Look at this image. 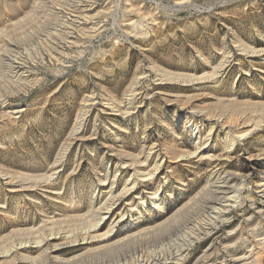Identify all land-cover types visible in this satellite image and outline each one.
Instances as JSON below:
<instances>
[{"label":"rangeland","instance_id":"374dc122","mask_svg":"<svg viewBox=\"0 0 264 264\" xmlns=\"http://www.w3.org/2000/svg\"><path fill=\"white\" fill-rule=\"evenodd\" d=\"M154 1L188 12L154 24ZM0 117V255L80 237L110 206L95 234L113 236L72 264L134 263L171 244H182L175 264H234L240 239L264 233V125L228 152L264 117V0H0ZM212 184L239 199L201 228Z\"/></svg>","mask_w":264,"mask_h":264},{"label":"bare ground","instance_id":"6f19581e","mask_svg":"<svg viewBox=\"0 0 264 264\" xmlns=\"http://www.w3.org/2000/svg\"><path fill=\"white\" fill-rule=\"evenodd\" d=\"M147 25V24H146ZM142 29L146 28V27H141ZM13 51V49H12ZM8 58V57H7ZM19 62V61H18ZM16 64V63H15ZM18 65L20 63H17ZM22 65V64H21ZM15 68V67H13ZM159 68V67H158ZM223 68L222 67H219ZM12 70V69H11ZM10 71V68H9ZM11 72V71H10ZM219 72V71H218ZM221 72V71H220ZM220 74V73H217ZM216 74V75H217ZM163 75V73H162ZM22 76V75H20ZM176 76V75H175ZM174 76V77H175ZM206 76L209 78L211 76V74H206ZM173 77V76H172ZM177 77V76H176ZM175 77V78H176ZM179 77V76H178ZM204 77V76H203ZM197 79H199V77H196ZM136 81L133 83L132 88L136 87ZM131 96V95H130ZM133 96V95H132ZM88 104H85V106H87ZM23 112L22 109H18L15 111H11L8 112V114L2 116H12L14 115L15 118L19 117V114H21ZM86 116L85 112H82L81 114V118L78 121L77 125L74 128V131L71 133L70 139L73 138L75 135H77L82 128V119ZM254 116V115H253ZM252 116V117H253ZM0 117V118H2ZM259 118V117H258ZM249 120V119H248ZM264 125V117H260L258 120H255L253 122H251L250 128L243 131L241 134H239V136H237L234 140H232L229 150L228 152L232 151L236 145V143L241 142V140L247 138L255 129L259 128L260 126ZM197 138H198V134L199 131L195 132ZM72 146V142L71 141H67L64 146L62 147V149L60 150L55 163L53 164L54 166H57L59 161H62V159L65 157V155L68 153V151L70 150ZM131 164V163H130ZM133 165V164H132ZM125 166V165H124ZM141 166V165H140ZM128 167V166H127ZM130 167V166H129ZM134 167V166H133ZM129 169V168H128ZM137 169V168H136ZM55 173V172H54ZM57 174V173H55ZM53 174V175H55ZM52 176H50L49 181L53 180ZM154 175V174H153ZM11 177H8V179H10ZM108 178V177H107ZM37 179V176H36ZM225 179V178H224ZM7 180V179H6ZM48 180V179H47ZM115 180V179H114ZM131 180V179H130ZM42 182V186L43 184L47 183L46 180H38V181H31L30 183L25 184V188H32V187H36L37 183ZM54 182V181H53ZM130 182V181H129ZM35 183V184H34ZM51 183V182H49ZM128 183V182H127ZM218 183V182H217ZM9 184V183H7ZM15 184V183H14ZM21 185V184H20ZM53 185V184H52ZM215 186V190L216 192L214 193L215 196L213 199H209L211 197H209L208 199H206V201L203 202V213L205 215H202V223H201V228H205L207 225L211 226L209 223H211L213 221V223L215 224L216 221H219L222 217H223V213H225L227 210H229V208L232 206V204L234 202H237V200L239 199V195L238 193L235 191H230V188L226 186V184H222V185H214ZM23 186V183H22ZM51 186V185H50ZM208 186V185H207ZM24 187V186H23ZM40 187V186H39ZM49 187V186H48ZM114 187V186H112ZM261 188L260 190V194H262V196H264V182L259 186ZM42 188V187H41ZM50 188V187H49ZM211 188V187H210ZM15 189V188H14ZM38 189V188H37ZM51 189V188H50ZM213 189V188H212ZM232 189V188H231ZM23 190V189H22ZM31 190V189H30ZM210 190V189H209ZM128 191V190H127ZM214 191V190H213ZM240 192V191H239ZM212 196V195H211ZM203 198V197H202ZM143 205H146L145 202L142 203ZM110 207V206H109ZM105 208L104 211V215L100 216V220L99 222H97L98 220L95 221V225L93 226V228L87 232H85L83 235H81L80 237H77L75 239H70V237H65L62 236V234H50L49 236L45 237L41 242H27L24 244H20L19 247L14 248V250H12V253H9L11 251H9L8 253L4 254V255H0V258H8L7 260H9V258H13V260H16V262L14 264H36L39 261L43 259L48 261L49 264H72L73 262L82 259V258H87V256L90 254H94L98 249H88L89 245H92L93 243L96 244V242H103L105 239L108 240L109 237L113 236V232L114 229L111 228L109 229L110 231L108 232V234H102V236H99L98 234L96 235L95 233L99 232L100 230V226L101 224H103L104 222H106V220H110L111 219V209L110 208ZM103 214V213H102ZM100 215V214H99ZM98 217V216H97ZM199 224V223H198ZM212 224V223H211ZM195 230L200 231L201 233L202 230L200 228L199 225L194 224ZM207 228V227H206ZM209 229V228H208ZM212 229V228H211ZM239 229V228H238ZM259 229V226H258ZM205 230V229H204ZM245 230V229H244ZM252 230V229H251ZM255 230V229H254ZM54 231V230H53ZM207 231V230H206ZM235 231V230H234ZM51 232V230H50ZM61 232V230H60ZM64 232V230H63ZM66 232V231H65ZM244 232V231H243ZM56 233V232H55ZM200 234V233H199ZM204 234V233H203ZM235 234V233H233ZM252 237L255 240V242H247L244 239H240V242L242 245L245 246L244 251L240 254L237 255H233L231 256V259L234 264H260V254L264 252V233H258V232H254L252 233ZM198 234H196L193 237H189L188 240H186V244H188V246L192 247V245L194 244L195 240H198ZM240 235V234H239ZM200 236V235H199ZM245 236V235H244ZM141 237V236H140ZM242 237V235H241ZM246 237V236H245ZM32 239V238H30ZM40 239V238H39ZM24 240V239H23ZM28 241V240H27ZM39 241V240H38ZM132 242V241H131ZM21 243V242H20ZM164 243V242H163ZM14 244V243H13ZM102 244V243H101ZM100 244V245H101ZM184 244V243H183ZM240 244V245H241ZM119 244H117L116 246L118 247ZM14 246V245H13ZM113 246V245H112ZM115 246V245H114ZM91 247V246H90ZM110 246L107 245V247L105 248H109ZM233 247V246H232ZM240 247V246H239ZM7 248V247H6ZM68 248H82L85 251L80 254L79 256H77L76 258L72 259H68V260H62L59 259L57 257L56 254H58L59 252L63 251L64 249H68ZM92 248V247H91ZM116 248V247H115ZM230 248V247H229ZM11 249V248H9ZM117 249V248H116ZM158 249V248H157ZM238 249V248H237ZM7 251V249H4V251ZM70 250V249H69ZM95 250V251H92ZM114 250V248L112 249ZM111 251V250H110ZM37 253L38 257H30L27 255V253ZM237 252V251H236ZM106 253V252H105ZM1 254V253H0ZM36 254V255H37ZM35 255V254H34ZM71 255V254H70ZM89 255V256H90ZM134 255V254H133ZM131 256V255H130ZM182 244H171L169 245V247L167 249L164 250H155L153 251L152 257L151 259L148 258V260H145L144 258V254H138L137 256H135L134 258L136 259L133 263V259H129V260H125L124 264H175L177 263L181 258H182ZM263 256V255H262ZM128 257V256H127ZM126 257V258H127ZM132 257V256H131ZM125 258V259H126ZM203 258V257H202ZM264 258V257H263ZM261 257V260L263 259ZM124 259V258H123ZM147 259V258H146ZM205 259V257H204ZM206 260V259H205ZM2 261V260H1ZM118 261H120L118 259ZM3 262V261H2ZM5 262V261H4ZM121 262V261H120ZM1 263V262H0ZM204 263V261H203ZM4 264V263H3ZM11 264V263H10ZM120 264V263H119ZM123 264V263H122Z\"/></svg>","mask_w":264,"mask_h":264},{"label":"built area","instance_id":"2783aa9c","mask_svg":"<svg viewBox=\"0 0 264 264\" xmlns=\"http://www.w3.org/2000/svg\"><path fill=\"white\" fill-rule=\"evenodd\" d=\"M153 4L155 5L153 7L154 15L158 19L157 21H155L154 24H158L160 22L161 13H163V12L170 11V12L176 14V15H182V14H185V13L188 12V6L185 3H183V2H177V3H174V5H169V6H164L161 3H158L156 1H154ZM196 11L203 12L200 9H197ZM151 24L152 23L150 22L149 25H151ZM149 25L147 23V25L144 26L146 28H144V29L141 28V30L142 31H147V28L149 30V27H148Z\"/></svg>","mask_w":264,"mask_h":264}]
</instances>
